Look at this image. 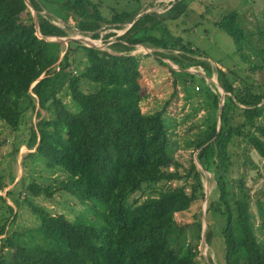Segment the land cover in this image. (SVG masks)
Segmentation results:
<instances>
[{"label":"trees","instance_id":"obj_1","mask_svg":"<svg viewBox=\"0 0 264 264\" xmlns=\"http://www.w3.org/2000/svg\"><path fill=\"white\" fill-rule=\"evenodd\" d=\"M29 1L43 38L26 0H0V122L14 137V155L24 145L33 151L25 156L33 166L65 178L49 185L27 183L25 177L15 183L13 173L0 172V192L15 183L6 193L15 207L0 195V264H198L200 253L186 238L190 224L178 220L189 213L190 228L216 256H208L205 264H264V201L253 198L244 175L235 182L228 179L231 167L240 166L234 157L242 148L245 166L257 167L248 149L264 160V81L254 76L264 72V25L248 29L239 8L215 21L253 54L241 55L252 63L249 73L237 78L169 31L166 23L183 14L179 8L187 0L138 19L141 0L124 10L105 0ZM111 30L125 32L102 35ZM77 34L109 45L87 46L73 38ZM138 45L151 52L135 53ZM191 68L208 79L217 75L226 93L220 130L221 93L208 80L199 91L191 89L196 75L187 71ZM162 69L174 77L171 99L145 112L142 102L150 95L144 80L147 74L161 75ZM179 83L196 108L207 109L202 121L190 127L198 132L188 143L200 168L193 159L183 165L171 152L164 116ZM2 134L0 147L6 142ZM205 173L215 181L209 196ZM30 196L53 199L71 212L78 205L83 210L71 219L33 203ZM23 206L30 208L33 221L15 229Z\"/></svg>","mask_w":264,"mask_h":264},{"label":"rangeland","instance_id":"obj_2","mask_svg":"<svg viewBox=\"0 0 264 264\" xmlns=\"http://www.w3.org/2000/svg\"><path fill=\"white\" fill-rule=\"evenodd\" d=\"M107 3L116 5L115 7L124 10L133 8L135 0H105ZM181 0H141L142 7L140 15L155 10L157 13H164L173 7H175ZM239 8L240 13L242 14V19L244 20L245 26L256 31L258 27H263L264 25V0H187V2L179 8L183 12L177 19H173L167 22L169 31L176 35L182 37L184 40L190 41L195 48L200 49L205 52L209 57V63L214 66H220L219 68L225 70H232L236 74L237 78L246 76L248 72V65L252 63V60L245 62L242 59L243 54L251 55L250 52L245 51L241 46H237L233 38H231L227 33L221 30L215 25V21L218 20L224 12L228 10ZM34 14V13H33ZM108 32L117 33L116 36L124 34V30H111L103 31L102 35H105ZM115 36V37H116ZM115 37L109 38L110 41L115 40ZM73 38L84 39L86 37L82 35H74ZM56 38H51L55 41ZM89 39L92 43L96 44L100 48L106 47L108 44H105L102 40H92ZM85 44V43H84ZM138 50L135 53H150L151 49H147L142 45L137 46ZM163 59L168 63L174 70L180 71L179 67L172 63L169 56L163 55ZM253 59V58H252ZM156 70V68H155ZM154 70V71H155ZM145 71V70H144ZM160 72L159 70H157ZM156 71V72H157ZM193 74V80L191 83V89L196 86L205 84V82L210 81L216 87L217 91L220 93H225V91L220 87L217 81V75L212 79L205 77L200 70L197 71L195 68L187 70ZM146 72V71H145ZM162 74H147L144 80L145 82V91L146 94H149V98L145 99L142 102L143 111H154L161 109V107L171 99L172 95V83L174 77L168 73L167 69H162ZM201 73V74H200ZM255 78L258 81H264V72L258 71L254 74ZM235 80L237 79L235 75H231ZM184 86H178V92L173 98L170 107L167 110L165 121L167 123L169 136L171 138V152L173 157L177 159L180 163L185 166L190 164L191 159H193L198 167L200 168L196 155L197 152L194 151V148L188 145V143L195 139V133L198 132V129L192 128L193 124H199L202 119L206 116L207 109L205 108V103L203 107L196 108L193 102L188 98L186 92L184 91ZM213 93L214 89L211 87ZM195 91H197L195 89ZM226 95V93H225ZM212 96V94H211ZM222 98V97H221ZM213 99V98H212ZM209 100H205L207 102ZM211 101V100H210ZM195 110H197L195 112ZM188 114H193L191 117H187ZM37 123V118L33 115L31 124ZM0 131H2V139H6V142L3 146L0 147V172L3 171L8 175L13 173L15 176V183L19 182L22 177L26 178L27 183L35 182L38 184H55V181L64 179L60 173H51L47 170H41V166H33L31 160L26 159V155L33 151H29L24 145L20 147V150L17 155H14V137L9 136L10 132L6 126L0 122ZM13 135V133H12ZM242 148L239 152L241 156L237 158L234 157L235 161L240 163V166L237 167L233 165L230 169V175L228 177L229 182L238 181L242 175L245 176V182L250 189V192L253 198H261L264 201V160L251 149L246 150L250 161L255 164L257 167L253 168L251 165L245 166L243 162L245 158L242 156ZM25 161V162H24ZM26 163V166H24ZM206 178L205 182V191L209 196L211 191L215 188V181L210 182V174L205 173ZM59 179V180H60ZM5 182L7 179L5 178ZM15 183L9 185L4 191L0 192V195L6 197L7 191L13 189ZM175 185H184V182H175ZM26 196L22 194L21 199L23 200ZM30 199L33 203L42 204L49 207L53 211H58L65 213L69 218L73 219L82 209L80 205L75 207V212L70 211L66 206L57 205L53 199L44 200L43 196L35 197L30 196ZM7 203L14 206V201L6 197ZM58 201L64 202L65 199L58 197ZM72 205L73 202L71 201ZM69 205V206H71ZM207 207V202L202 203V209L205 212ZM255 211V208H254ZM20 214L17 220V223L14 225L15 229H21L31 224L33 217L28 206H23L19 210ZM192 213L186 215V217H179L178 220L185 221L190 224L187 228L186 238L188 241L191 239L193 246L197 247L200 255L197 257L198 264H205L209 261L208 256L216 258L215 254L209 250L206 246H203V240L199 241L195 228H190L193 224ZM261 223V219L257 220V224ZM205 224V223H204ZM219 223H217L218 225ZM219 226V225H218ZM217 226V228H219ZM264 234V228H263ZM264 237V235L262 236ZM216 247L218 250L219 259L222 258V246L218 241V236L216 235ZM217 264V263H216Z\"/></svg>","mask_w":264,"mask_h":264},{"label":"water","instance_id":"obj_3","mask_svg":"<svg viewBox=\"0 0 264 264\" xmlns=\"http://www.w3.org/2000/svg\"><path fill=\"white\" fill-rule=\"evenodd\" d=\"M27 2V5L32 9L33 13H34V18H35V24H36V29H37V34L38 36H40L41 38H43L40 33H39V24H38V19H37V16H36V12L34 11V9L32 8L31 6V3L29 0H26ZM141 15H138L136 19H138ZM76 40H79L83 43H85L87 46H91V47H97L98 46L94 43H92L89 39V41L87 40V38H84V39H80V38H75ZM55 41H59V42H65V43H68L69 41L71 40H74L73 38H56L54 39ZM180 70V69H179ZM201 74V73H200ZM221 105H220V112H219V129L220 130V127H221V112H222V108H223V105H224V98H225V93H221ZM205 238V237H204Z\"/></svg>","mask_w":264,"mask_h":264},{"label":"built area","instance_id":"obj_4","mask_svg":"<svg viewBox=\"0 0 264 264\" xmlns=\"http://www.w3.org/2000/svg\"><path fill=\"white\" fill-rule=\"evenodd\" d=\"M195 89H196L197 91H199V87H198V86H196Z\"/></svg>","mask_w":264,"mask_h":264},{"label":"crops","instance_id":"obj_5","mask_svg":"<svg viewBox=\"0 0 264 264\" xmlns=\"http://www.w3.org/2000/svg\"><path fill=\"white\" fill-rule=\"evenodd\" d=\"M53 41V40H52ZM203 73V72H202ZM204 74V73H203Z\"/></svg>","mask_w":264,"mask_h":264},{"label":"bare ground","instance_id":"obj_6","mask_svg":"<svg viewBox=\"0 0 264 264\" xmlns=\"http://www.w3.org/2000/svg\"><path fill=\"white\" fill-rule=\"evenodd\" d=\"M88 40V39H87ZM89 41V40H88Z\"/></svg>","mask_w":264,"mask_h":264},{"label":"clouds","instance_id":"obj_7","mask_svg":"<svg viewBox=\"0 0 264 264\" xmlns=\"http://www.w3.org/2000/svg\"><path fill=\"white\" fill-rule=\"evenodd\" d=\"M198 71V70H197ZM200 72V71H199Z\"/></svg>","mask_w":264,"mask_h":264}]
</instances>
